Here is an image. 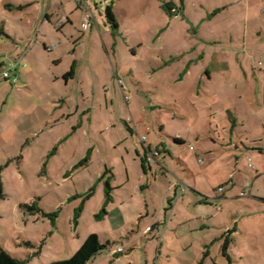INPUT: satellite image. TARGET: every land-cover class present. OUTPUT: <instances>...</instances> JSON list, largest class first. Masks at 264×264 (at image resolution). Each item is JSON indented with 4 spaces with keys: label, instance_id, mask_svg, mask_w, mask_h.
<instances>
[{
    "label": "rangeland",
    "instance_id": "rangeland-1",
    "mask_svg": "<svg viewBox=\"0 0 264 264\" xmlns=\"http://www.w3.org/2000/svg\"><path fill=\"white\" fill-rule=\"evenodd\" d=\"M27 1L0 0V28L13 37L0 36V249L26 264H51L72 257L89 234L99 233L113 243L87 264H264V218L248 221L250 234L237 238L250 241L248 249L240 242L224 256V238L214 239L229 223V206L212 202L222 214L210 227L193 215L218 190L220 159L210 150L214 129L224 133L225 121L220 113L217 125L209 121L206 100L191 91V76L177 82L174 70L159 68L166 53L159 32L167 16L145 10L140 0L134 11L137 0H128L130 21L139 19V26L122 29L116 56L104 28H95L92 37L75 19L69 29L86 32L87 53L66 85L71 56L57 65L49 53L36 54L45 39L58 36L56 21L42 26L45 11L58 0H30L25 11L7 6ZM60 3L55 14L76 7L75 0ZM89 3L112 30L106 16L111 0ZM18 38L23 41L16 44ZM38 62L40 70L34 68ZM49 63L54 69H47ZM10 66L8 79L3 74ZM53 71L62 76L60 87L47 90ZM144 135L161 151L153 169L142 159ZM261 135L249 136V144ZM173 197L174 211L166 216ZM146 226L154 228L145 232ZM118 245L125 249L119 258L110 255Z\"/></svg>",
    "mask_w": 264,
    "mask_h": 264
},
{
    "label": "crops",
    "instance_id": "crops-1",
    "mask_svg": "<svg viewBox=\"0 0 264 264\" xmlns=\"http://www.w3.org/2000/svg\"><path fill=\"white\" fill-rule=\"evenodd\" d=\"M127 1L111 0L118 26L114 27L109 23L112 27L110 31H107L106 21H101L95 14L89 27L84 28L85 16L91 8L89 0H75L76 7L70 9L69 14L66 15L61 14L63 12L61 8L60 12L56 11L55 14L57 4L63 5L62 0L55 1V4L45 11L42 26L44 27L46 22L53 24L56 21L58 36L53 42L45 39L44 49H36V54L41 56L44 51L49 53L50 59L57 65L64 61L65 56H71V67L63 72L65 83L68 85L70 79L75 78L82 69L79 57L87 53V48L83 45L86 32L94 37L96 36L95 28L98 27L99 31L104 28L109 36H112L111 49L116 56L117 37L123 36L122 29L139 26V19L133 17V24L130 21L131 9ZM32 3L30 0L21 4L8 2L7 6L10 11H25ZM131 3L135 11L137 4L139 5L138 0ZM140 4L145 7V10L154 11L163 18L167 16L159 32L162 40L160 49L166 52L163 54L161 51L163 62L159 68L166 72H169V69L174 70L175 75L177 74V82L183 83L187 77L191 76V81L194 83L191 91L195 93L196 98L206 100L203 106L209 107L207 114L209 121L217 125L218 113L225 121L224 133H220L218 127L214 129L213 144L215 145L210 150L212 155L216 152L214 155L220 159L217 175H220L221 180L218 181L217 189L221 185H225V189L224 191L216 190L214 197H208L204 203L200 202L199 212L193 215L203 221L201 227H210L222 214L217 208L218 204H212V202L223 201V207L229 206L225 214V218H229V223L214 241L224 238L225 242L227 239V252H232L234 246L240 242L245 243L248 249L250 241H241L245 238V234H250L248 221L264 218V0H140ZM75 19L80 23L81 29L86 31L85 33L76 34L69 29L70 26H74ZM146 19L145 15L144 22L149 26L150 19L147 21ZM1 28L4 30L2 36L13 38L4 26ZM175 31H177L176 34ZM37 38H39L38 35ZM21 41L23 40L18 38L16 44ZM127 44L131 47L130 43L127 42ZM105 47L109 48L106 43ZM34 49L35 47L31 50ZM131 49L136 53V48ZM17 50L19 54V47ZM47 67V69H54L52 63H49ZM34 68L40 70V62L36 63ZM72 68L73 75L66 77ZM50 76L47 90L59 89L61 74L53 71ZM257 133L262 134L257 140H253L257 143L249 144L248 137ZM144 146L146 156L147 148L152 150L153 148L146 143ZM249 158L252 159L253 167L249 165ZM142 159L148 162L146 157ZM158 159L159 156L155 161L158 162ZM152 161L148 162L151 169H153ZM230 180L234 182L232 185L227 184ZM143 187L145 188L146 185ZM245 189L248 195L243 196L245 198L243 201H239L237 198H242L239 194ZM183 198L185 199V196ZM173 199L174 197L169 198L168 205L164 208L166 216L174 211L175 206L171 202ZM184 199L181 200L184 201ZM144 204L149 213V204L146 199L143 201ZM205 206L209 207L205 208ZM257 206L260 207L259 212L256 211ZM211 208L215 211L210 210ZM186 220L188 221V218ZM149 227H145V232H150L154 228ZM239 237L241 240L237 239ZM128 243L131 244L133 241ZM255 245L260 247L259 243ZM121 247L123 248V245H118L111 250L110 255L119 258V254L125 249L123 248L121 252L115 253V251ZM223 255L227 256L224 253Z\"/></svg>",
    "mask_w": 264,
    "mask_h": 264
},
{
    "label": "trees",
    "instance_id": "trees-1",
    "mask_svg": "<svg viewBox=\"0 0 264 264\" xmlns=\"http://www.w3.org/2000/svg\"><path fill=\"white\" fill-rule=\"evenodd\" d=\"M106 16L109 22L114 27L118 26V22L112 5L106 6ZM2 35H4V30L0 28V36ZM73 73H74V69L72 68L66 74V77L72 76ZM177 141H181V140L177 139ZM4 196L5 193L3 190V180L0 173V198H3ZM112 243L113 241L110 240L103 242L99 233H91L88 235L82 246L78 249V251L75 254H73L72 257L64 260L54 261L51 264H87L97 254L107 249ZM227 248H228V240L226 239L222 247L223 253L225 255H227ZM0 264H26V263L25 260L23 259H18L13 257L10 254V252H8L7 250L0 249Z\"/></svg>",
    "mask_w": 264,
    "mask_h": 264
},
{
    "label": "built area",
    "instance_id": "built-area-1",
    "mask_svg": "<svg viewBox=\"0 0 264 264\" xmlns=\"http://www.w3.org/2000/svg\"><path fill=\"white\" fill-rule=\"evenodd\" d=\"M78 1H81V0H78ZM87 1V0H86ZM94 12L92 11V9L90 8V12H88L87 14H86V16H85V19H84V28H88L89 27V25H90V22L94 19ZM49 49H51V48H49ZM260 64H262V62H260ZM12 67L10 66V68L8 67L6 70H4V77H6V78H8V79H11L12 78V75H11V73H12ZM14 81H17L18 80V77L16 76H14V79H13ZM141 140L143 141V143L145 144L146 143V140H147V137L144 135L142 138H141ZM147 150H148V153L146 154V160L150 163L152 160H155L156 159V157H158V156H160V154H161V152L159 151V150H152L151 148H147ZM249 165L251 166V167H253V164H252V159L251 158H249ZM234 182L232 181V180H230L227 184L228 185H232ZM224 189H225V185H221V186H219L218 187V190L219 191H224ZM247 194V191H246V189L245 190H243L242 192H241V196H245ZM121 251H123V248L121 247V248H119V249H117L116 251H115V253L116 252H121Z\"/></svg>",
    "mask_w": 264,
    "mask_h": 264
}]
</instances>
